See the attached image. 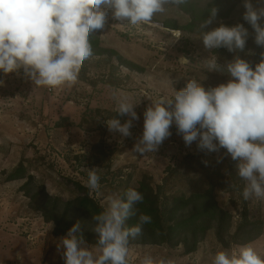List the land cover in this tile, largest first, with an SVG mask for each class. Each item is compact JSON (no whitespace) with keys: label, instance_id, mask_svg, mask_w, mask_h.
Wrapping results in <instances>:
<instances>
[{"label":"rangeland","instance_id":"374dc122","mask_svg":"<svg viewBox=\"0 0 264 264\" xmlns=\"http://www.w3.org/2000/svg\"><path fill=\"white\" fill-rule=\"evenodd\" d=\"M251 2L259 7L258 0ZM165 8L151 23L135 26L113 19L109 9L104 28L96 30L104 49L118 52L141 68L140 72L121 65L117 57L90 56L74 83L50 88L36 86L23 69L8 74L0 71V264H64L54 224L34 211L21 189L26 180L6 182L22 162L28 176L44 185L49 195L65 202L84 196L76 184L89 190L88 172L95 170L100 188L89 190V195L103 210L109 197L121 198L127 186L139 188L142 182L159 194L160 210L181 193L190 195L213 187L218 206L233 217L225 241L229 242L244 220L262 223V236L249 245L264 257V199L253 195L244 200L242 192L247 182L238 176V161H233L226 149L201 151L197 142L186 146L173 124L172 135L158 150L143 156L133 151L142 136L147 107L161 97H173L174 91L183 89L192 79L205 89L227 83L231 77L226 70H208L206 61L215 56L224 66L235 56L248 57L261 47L255 43L254 30L243 19L244 0L229 19L232 26L242 24L248 30L244 50L236 52L207 50L201 35L166 29L167 21L185 26L190 18L176 6ZM260 23L264 26V20ZM114 91L126 95L140 117L132 121L129 137L109 132L106 126L110 118H119L121 123L131 118L116 113ZM87 246L94 256L100 254L96 246ZM241 246H226L213 229L195 253L186 255L184 244L135 243L128 245L127 260L128 264H140L151 256L156 264L161 260L213 264L217 252L238 251Z\"/></svg>","mask_w":264,"mask_h":264},{"label":"clouds","instance_id":"9594fccd","mask_svg":"<svg viewBox=\"0 0 264 264\" xmlns=\"http://www.w3.org/2000/svg\"><path fill=\"white\" fill-rule=\"evenodd\" d=\"M189 0H0V71L4 74L23 69L36 86L56 88L74 83L83 62L92 55L89 36L105 26L108 10L121 24H148L155 14L164 13L166 5H186ZM209 0H205V3ZM255 7L244 0L243 19L255 32V43L264 47V0ZM218 10L199 24L203 30L213 24ZM248 30L242 24L220 25L202 31V42L207 50L226 48L229 52L244 50ZM253 68L249 62L235 56L226 65L217 63L215 56L206 61L208 70L225 71L231 79L216 87L205 89L197 80H189L186 87L174 91L171 98L161 97L143 112V132L134 153L145 155L155 152L172 135L175 124L186 146L197 142L201 151L219 152L226 149L233 161H238V176L246 181L242 192L244 200L253 195L264 199V53ZM172 83V82H171ZM3 81L0 80V86ZM118 116L131 118L121 123L119 118L106 121L109 132L122 137L131 136L133 120H139L134 103L123 93L113 92ZM86 187L100 188V176L88 172ZM124 196L109 197L107 208L93 218L98 234L94 256L75 223L60 238L64 264H128L129 237L142 234V226L152 221L141 214L139 223L125 227V221L134 214V206L143 202V194L129 188ZM140 264H156L146 256ZM159 264H172L159 261ZM213 264H264L251 245L238 251H219Z\"/></svg>","mask_w":264,"mask_h":264},{"label":"trees","instance_id":"16d2710c","mask_svg":"<svg viewBox=\"0 0 264 264\" xmlns=\"http://www.w3.org/2000/svg\"><path fill=\"white\" fill-rule=\"evenodd\" d=\"M240 2L241 0H209L205 3V0H189L186 5L176 7L190 18V22L185 26H180L177 21L171 20L164 23V27L170 31L178 30L199 36H202V31H209L220 25L231 27L229 19ZM213 7L218 10L216 19L208 28L200 30L199 24L209 17ZM89 41L92 46L91 56L117 57L121 65L131 71H141V68L125 60L118 52L104 49L96 31L90 34ZM219 49L226 50L224 47ZM261 53H264V50L259 47L252 55L244 56L242 59L249 62L254 68L261 61ZM17 180H26L21 188L22 191L30 199L34 211L41 214L47 223L54 224L55 237L65 236L67 231L79 222L86 243L97 247L98 234L94 231L97 222L93 217L104 210L99 203L91 198L89 190L82 188L77 183V188L80 192H84V196L67 202L53 197L49 195L44 185H38L34 177L28 176V168L23 162L9 174L6 182ZM129 188L131 187L125 188L121 199H126L124 193ZM133 189L142 193L144 199L142 203L134 206V214L125 221V227L130 228L137 225L141 214L151 216L152 221L142 226L140 236L129 237L128 245L135 243L140 245L168 244L172 247H179L184 244L185 254L189 255L198 250L199 245L205 241L207 234L213 229H215L219 240L226 246L229 244L249 245L262 236V223L252 224L244 220L227 243L225 235L232 228L233 217L220 209L213 187L190 195L181 193L172 199L170 206L162 210L159 208L160 196L155 194L151 186L142 182L139 188Z\"/></svg>","mask_w":264,"mask_h":264}]
</instances>
